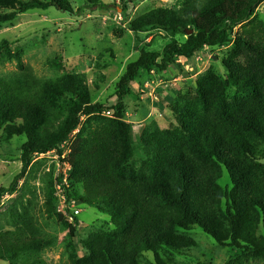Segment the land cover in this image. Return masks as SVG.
Segmentation results:
<instances>
[{"label":"trees","instance_id":"obj_1","mask_svg":"<svg viewBox=\"0 0 264 264\" xmlns=\"http://www.w3.org/2000/svg\"><path fill=\"white\" fill-rule=\"evenodd\" d=\"M84 1L91 10L111 6L101 0ZM263 3L180 0L177 8L156 9L130 22L129 29L136 34L161 30L173 38L162 53L145 51L127 66L117 83V102L111 106L91 104L85 74L38 78L23 60L25 50L17 47L12 51V44L2 41L0 66L15 63L18 71L0 76V119L5 125L1 139L8 144L15 137H25L26 143L22 146L23 170L8 188L0 187V203L17 191L33 155L56 151L62 156V146L69 143L63 162L70 169L57 178L67 205L76 198L82 205L113 216L126 231L93 247L92 256L80 261L74 246L80 215L73 216L69 207L73 220L67 225V245L72 252L68 264H139L143 253H153L155 264H177L175 257L187 256L195 244L182 241L176 232L194 227L219 246L235 250L225 264H264V237L258 235L260 225L264 227V164L260 163L264 160V69H260L264 68V22L256 15ZM51 8L75 13L67 0H0V24L12 22L20 14ZM123 10L126 14V3ZM242 24L245 30L234 40V28ZM188 32L192 34L184 43L174 38L188 36ZM233 42L247 57L246 67L238 71L242 79L230 77L229 83L253 87L256 97L230 110L215 104L210 111L214 103L201 89L199 104L177 102L171 107L181 118L177 140L173 145L159 141L164 150L162 167L169 175L140 180L129 173L127 165L134 147L131 126L125 122V101L133 84L143 72H166L177 57L191 58L204 48ZM105 80L100 75L94 88L99 89ZM83 116L89 118L71 140ZM144 142L152 145V139L144 137ZM225 172L231 190L218 184ZM28 206H12L6 223L0 226V261L49 264L43 254L55 246L57 238L38 223ZM45 210L53 221L63 222L66 217L58 211L57 199L51 193Z\"/></svg>","mask_w":264,"mask_h":264},{"label":"rangeland","instance_id":"obj_2","mask_svg":"<svg viewBox=\"0 0 264 264\" xmlns=\"http://www.w3.org/2000/svg\"><path fill=\"white\" fill-rule=\"evenodd\" d=\"M67 1L75 11L73 15L54 8L48 11L34 10L20 14L12 22L0 24V43L9 41L12 51L22 47L25 50L24 62L33 68L38 78H54L65 73L85 74L90 85L91 104L115 105L117 83L127 66L137 61L145 51L162 53L173 38L161 30L136 34L129 29L128 24L156 9L177 8L180 0H101L111 5L105 10L88 9L84 0ZM124 3L127 5L126 14ZM81 7L87 9L80 10ZM256 15L259 21L264 22V3L258 7ZM245 27L242 24L234 28V40L242 36ZM189 36L179 34L174 38L184 43ZM246 57L247 52L233 42L225 47L204 48L191 58L177 57L176 64L166 72L158 69L143 72L133 84L131 96L125 101V122L131 126L130 136L134 147L127 171L140 180H157L169 175L162 167L164 150L159 146V141L173 145L177 140L181 118H177L171 108L177 102L198 101L199 104L201 89L206 91L210 103H214L210 111L215 104L230 110L255 98L257 92L253 87L229 83L230 77L237 81L242 79L238 71L246 67ZM17 71L15 63L0 66V76ZM100 75H104L106 80L99 89H95L94 83ZM220 92L223 93L221 97L218 96ZM198 109L199 113L204 110L200 105ZM88 118L82 117V124L71 140L80 133ZM4 126L0 119V187L8 188L23 170L22 146L26 139L15 137L8 144L3 143ZM144 137L152 139V145L145 144ZM69 145L66 143L62 148V156L56 151L33 155L17 191L5 196L0 203V226L6 223V215L12 206L26 203L38 223L56 236L55 246L43 254L49 264L71 263L72 252L67 245V225L71 224L69 210L63 222L48 219L45 212L50 193L57 199V209L61 205L62 191L57 178L70 169L63 162V156L69 153ZM260 163L264 164V160ZM218 184L223 189H232L226 172ZM72 201L79 205L81 211L74 241L80 261L92 256L93 247L126 231L125 227L116 224L113 216L82 205L76 198ZM258 235L264 237L262 224ZM176 237L184 239L182 241L191 240L195 244L187 256L175 257L177 264H225L235 253L234 249L219 246L198 227L189 231L178 230ZM0 264L8 263L0 261ZM139 264H155L153 253H143L139 257Z\"/></svg>","mask_w":264,"mask_h":264},{"label":"built area","instance_id":"obj_3","mask_svg":"<svg viewBox=\"0 0 264 264\" xmlns=\"http://www.w3.org/2000/svg\"><path fill=\"white\" fill-rule=\"evenodd\" d=\"M64 147V145L62 146ZM60 207L58 208V211L62 213L63 215L67 216L68 215V209L70 207V211L73 214V216H78L80 215L81 211L79 209H76V202H72V204L67 205L66 198L61 195V202H60ZM69 219L72 221L73 218L71 217V214H69Z\"/></svg>","mask_w":264,"mask_h":264},{"label":"water","instance_id":"obj_4","mask_svg":"<svg viewBox=\"0 0 264 264\" xmlns=\"http://www.w3.org/2000/svg\"><path fill=\"white\" fill-rule=\"evenodd\" d=\"M192 34V32H188V35H191Z\"/></svg>","mask_w":264,"mask_h":264}]
</instances>
